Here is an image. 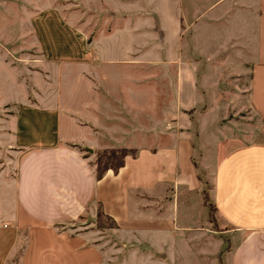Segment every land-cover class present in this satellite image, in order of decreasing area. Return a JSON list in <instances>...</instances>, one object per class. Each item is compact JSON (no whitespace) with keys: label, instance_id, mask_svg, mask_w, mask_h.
<instances>
[{"label":"rangeland","instance_id":"obj_1","mask_svg":"<svg viewBox=\"0 0 264 264\" xmlns=\"http://www.w3.org/2000/svg\"><path fill=\"white\" fill-rule=\"evenodd\" d=\"M252 2L0 0V223L14 240L0 264H22L29 248L31 230L17 221L23 148L15 139L51 137L54 120L41 108L58 111L60 140L81 151L126 148L135 157L186 136L201 179L193 194L166 187L163 202L139 199L155 215H167L178 199L171 234L114 227L100 206L56 231L87 234L97 264H226L225 224L209 214L202 190L209 195L229 151L264 143L237 49L238 23L255 12Z\"/></svg>","mask_w":264,"mask_h":264},{"label":"crops","instance_id":"obj_2","mask_svg":"<svg viewBox=\"0 0 264 264\" xmlns=\"http://www.w3.org/2000/svg\"><path fill=\"white\" fill-rule=\"evenodd\" d=\"M252 3L255 12L242 16L238 23L243 32L237 49L244 51L250 71L249 104L264 132V0ZM155 29L162 42L164 30ZM41 109L54 120L51 137L15 139L23 148L15 182L17 221L31 230L22 264H97L101 255L97 247L89 245L87 234L70 235L55 229L66 227L95 206L122 230L171 234L179 220L178 199L173 200L167 215L152 214L149 205H139V199L156 196L157 202H163L166 187L182 188L189 194L200 190L189 138L173 135L166 147L140 149L135 157H125L117 173L108 170L98 180L93 164L96 151L91 148L89 153L86 148L90 147L83 146L86 154L62 142L58 111ZM209 198L225 224L220 235L227 243L226 264H264V143H250L224 155L215 167ZM6 231L0 223V262L14 241Z\"/></svg>","mask_w":264,"mask_h":264},{"label":"trees","instance_id":"obj_3","mask_svg":"<svg viewBox=\"0 0 264 264\" xmlns=\"http://www.w3.org/2000/svg\"><path fill=\"white\" fill-rule=\"evenodd\" d=\"M95 160L93 162L95 166L96 179L103 178L106 171L111 170L113 173H117L124 166V159L130 154L126 148L114 149V150H97L95 152ZM203 204L209 208V214L212 216V212H216V208L212 202H209V195L205 190H202ZM205 205V206H206ZM103 214V212H101ZM110 220L111 217L106 215ZM113 221V220H112ZM114 222V221H113ZM99 226V224H98ZM114 227L116 224L114 223Z\"/></svg>","mask_w":264,"mask_h":264},{"label":"water","instance_id":"obj_4","mask_svg":"<svg viewBox=\"0 0 264 264\" xmlns=\"http://www.w3.org/2000/svg\"><path fill=\"white\" fill-rule=\"evenodd\" d=\"M87 149V151L89 152V153H92V149L91 148H86Z\"/></svg>","mask_w":264,"mask_h":264}]
</instances>
